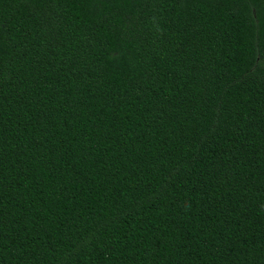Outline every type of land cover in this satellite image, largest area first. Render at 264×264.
I'll return each instance as SVG.
<instances>
[{
	"label": "trees",
	"instance_id": "16d2710c",
	"mask_svg": "<svg viewBox=\"0 0 264 264\" xmlns=\"http://www.w3.org/2000/svg\"><path fill=\"white\" fill-rule=\"evenodd\" d=\"M0 264H264V0H0Z\"/></svg>",
	"mask_w": 264,
	"mask_h": 264
}]
</instances>
